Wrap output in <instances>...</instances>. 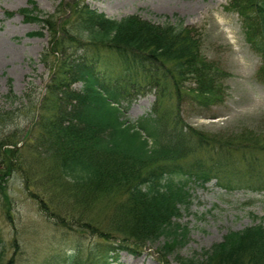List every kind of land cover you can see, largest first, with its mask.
I'll list each match as a JSON object with an SVG mask.
<instances>
[{
  "label": "trees",
  "instance_id": "trees-1",
  "mask_svg": "<svg viewBox=\"0 0 264 264\" xmlns=\"http://www.w3.org/2000/svg\"><path fill=\"white\" fill-rule=\"evenodd\" d=\"M30 2L32 8L20 12L48 30L44 56L52 52L57 57L48 93L32 119L36 131L28 130V135L34 133L29 150L53 162L56 184L72 204L69 217L55 213L58 223L89 230L98 240L69 253L61 250L40 264H110L122 251L137 254L157 243L158 264H172L169 256L178 264H264L263 223L229 231L211 248L191 256L180 253L189 229L177 219L191 203V184L205 186L215 178L232 187L249 180L253 165L248 164L245 173L224 167L226 161L220 158L228 161L233 146L264 152V142L248 136H240L237 144L227 142L224 150L184 124L178 109L185 97L205 105L223 99L220 70L202 56L198 30L182 21L157 23L139 14L115 19L76 2L59 24L56 15L41 16L43 11ZM234 6L244 18L249 39L264 56V0H234ZM105 59L143 74L147 83H133L132 90L114 87L102 72ZM189 80L195 86L186 87ZM147 88L155 89L157 97L151 113L129 123L124 116L134 92L145 94ZM125 99L130 103L123 105ZM9 113L0 110V122ZM15 152L0 148L2 158L10 161L8 169L17 160ZM208 152L217 154L219 161L210 166L201 159L184 161ZM106 199L112 202V212L107 222L99 223L95 219L106 208ZM3 254L0 251V261Z\"/></svg>",
  "mask_w": 264,
  "mask_h": 264
},
{
  "label": "rangeland",
  "instance_id": "rangeland-1",
  "mask_svg": "<svg viewBox=\"0 0 264 264\" xmlns=\"http://www.w3.org/2000/svg\"><path fill=\"white\" fill-rule=\"evenodd\" d=\"M30 1L0 0V110L12 111L0 122V148H13L17 150L14 156L18 154L13 168L8 169L10 161L0 153V251L4 253L0 264H8L10 258L13 264H40L61 250L69 253L79 245L87 247L98 241L89 230L76 226L69 229L58 223L55 213L69 217L72 204L56 184L59 179L53 162L43 161L35 150H29L34 133L28 135V130L36 131L32 119L48 93L47 84L56 69L57 57L52 52L44 56L50 40L48 30L20 12L22 8H32ZM34 1L43 11L41 16L54 14L59 24L74 5L88 3L115 19L139 14L157 23L182 21L195 28L201 34L202 56L220 70L224 92L222 101L215 104H196L187 97L179 101L178 111L184 124L210 137L224 150L228 149L227 142L237 144L240 136L264 142V56L249 39L248 27L234 0ZM40 30L45 34H34ZM104 63L108 67L103 66L102 72L114 87L132 90L133 83H147L139 72L127 71L106 59ZM185 86L195 84L189 80ZM134 95L124 116L129 123L149 115L157 98L155 89L148 88L145 94ZM127 100H123V105L130 103ZM175 103L177 106L178 101ZM166 105L171 108L170 103ZM228 152V161L226 156L220 158L226 161L224 167L243 171L251 164L255 167L254 177L232 187L218 184L216 179L205 186L191 184V203L183 206L177 219L189 229L186 243L180 246L183 255L211 248L229 231L264 224V152L244 151L236 146ZM211 153H196L184 161L193 163L201 159L210 166L219 161L218 155ZM111 203L109 199L104 201L106 208L95 221L107 222ZM158 245L147 244L137 254L122 251L119 259L110 264H158ZM169 259L178 264L173 256Z\"/></svg>",
  "mask_w": 264,
  "mask_h": 264
}]
</instances>
